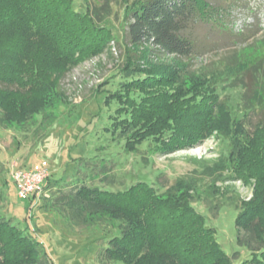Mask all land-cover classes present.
<instances>
[{
	"label": "trees",
	"instance_id": "trees-1",
	"mask_svg": "<svg viewBox=\"0 0 264 264\" xmlns=\"http://www.w3.org/2000/svg\"><path fill=\"white\" fill-rule=\"evenodd\" d=\"M75 1L0 0L4 124L22 125L37 114L47 115L55 100L64 97L60 78L85 59L109 51L115 41L106 24L111 0L84 11ZM218 10L208 0H125L120 38L127 80L112 94L121 104L114 130L120 129L129 150L148 140L154 152L167 154L213 135L223 147L215 158L199 161L201 170L193 171L197 174L178 176L163 190L137 180L123 191L81 184L58 195L55 199L62 198L73 223L112 226L97 238L100 244L96 239L98 264H235V254L222 250L216 230L193 204L203 176L209 178V196L219 193L220 181L252 185V195L241 200L235 219L238 241L249 250L237 264H264V51L244 59L237 54L223 68L207 73L188 71L185 61L196 46L191 24L213 20ZM141 47L170 56V62L147 60L148 67L134 63L133 54ZM237 87L242 89V108L228 97ZM254 108L263 113L246 130L244 116ZM241 230L245 239L239 238ZM0 264L52 261L34 233L0 215Z\"/></svg>",
	"mask_w": 264,
	"mask_h": 264
},
{
	"label": "rangeland",
	"instance_id": "rangeland-1",
	"mask_svg": "<svg viewBox=\"0 0 264 264\" xmlns=\"http://www.w3.org/2000/svg\"><path fill=\"white\" fill-rule=\"evenodd\" d=\"M208 1L219 8L218 14H214L213 20H196L191 24L196 46L192 56L185 59L188 71L207 73L223 68L237 54L244 59L264 51V0ZM102 2L76 0L74 5L84 11ZM124 4L125 0L110 2L111 14L106 24L113 29L115 41H110L109 51L85 59L60 78L59 90L64 97L55 100L47 115L37 114L36 119L22 125L4 124L0 107V215L10 218L27 233H34L52 264H98L97 238L113 229L106 222L94 226L73 223L67 219L62 198L55 199L58 195L81 184L123 191L137 180L163 190L176 177L201 170L199 161L215 158L223 147L213 135L194 147L167 154L154 152L148 140L137 145L136 150L126 148L125 136L119 128L114 130V116L121 104L112 96L127 80L121 70L126 61L120 38L125 25ZM140 49L133 54L134 63L148 67L147 60L164 65L170 62V56ZM241 91L237 87L228 96L235 98L240 107ZM262 113L261 109H251L244 116L245 129L252 130ZM42 160L47 161L50 180L44 183L46 188L42 185L39 199L28 212L29 199L17 196L11 173ZM208 183L209 178L200 177L199 198L193 204L216 230L222 250L235 254L237 264L249 256V250L238 241L235 219L241 200L251 197L252 185L236 179L220 181L216 183L219 193L209 196ZM246 235L239 232V238L245 239Z\"/></svg>",
	"mask_w": 264,
	"mask_h": 264
},
{
	"label": "built area",
	"instance_id": "built-area-1",
	"mask_svg": "<svg viewBox=\"0 0 264 264\" xmlns=\"http://www.w3.org/2000/svg\"><path fill=\"white\" fill-rule=\"evenodd\" d=\"M50 171L46 160L33 166L15 169L11 173L17 196L35 202L40 197L41 188ZM32 202V203H33Z\"/></svg>",
	"mask_w": 264,
	"mask_h": 264
},
{
	"label": "crops",
	"instance_id": "crops-1",
	"mask_svg": "<svg viewBox=\"0 0 264 264\" xmlns=\"http://www.w3.org/2000/svg\"><path fill=\"white\" fill-rule=\"evenodd\" d=\"M50 175V174H49Z\"/></svg>",
	"mask_w": 264,
	"mask_h": 264
}]
</instances>
